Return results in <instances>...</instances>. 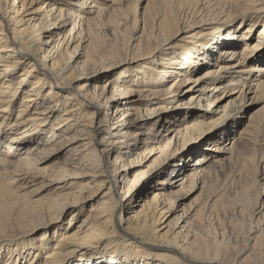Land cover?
<instances>
[{
    "label": "bare ground",
    "instance_id": "obj_1",
    "mask_svg": "<svg viewBox=\"0 0 264 264\" xmlns=\"http://www.w3.org/2000/svg\"><path fill=\"white\" fill-rule=\"evenodd\" d=\"M245 146L242 206L220 179ZM262 174L264 0H0V243L25 264H264Z\"/></svg>",
    "mask_w": 264,
    "mask_h": 264
},
{
    "label": "rangeland",
    "instance_id": "obj_2",
    "mask_svg": "<svg viewBox=\"0 0 264 264\" xmlns=\"http://www.w3.org/2000/svg\"><path fill=\"white\" fill-rule=\"evenodd\" d=\"M20 71H18V72H20ZM116 71H118V70H116ZM202 71L203 70H200L199 74ZM108 77L109 76H105L104 81L106 79H108ZM85 80L86 79L83 78L82 80H80V82L84 83ZM31 83L32 82H30V84ZM189 96L190 95H187L186 98H184V99L188 100ZM261 106H262V104L255 105V107H254V109L252 111L254 112L258 107H261ZM15 108H17V109L19 108L18 104L16 105ZM229 127H231V125L227 126V128H229ZM238 128H241V125L237 124L235 129H238ZM200 146H198V147H200ZM209 146H213V145H209ZM193 147H194V149L196 148V146H193ZM243 152H244V156H243V154H241L240 157L238 158V160L235 163H233L232 165H230L229 168L226 169V171H224L222 173L220 181H222L223 186L226 187L225 190H226L227 196L231 199V200H226V201H229V202H232V203H237V204L242 205V206H246L249 203L250 200H243V198L245 196L253 194L255 192V190H256V186H255V184L253 183V180H252L253 176L251 174L254 171V167H253V165H251L249 160H250V157L254 153H256L257 156H258V154L260 152H259V150L254 149L251 146H245ZM197 157L198 156H192L191 159L188 158V157H185V158H183V160L190 165L191 163H193V161ZM177 162H180V161H177ZM263 177H264V175L262 174L261 176H259V179L260 180L262 179V181H264ZM232 179H234L235 181L233 180V182H232ZM263 199H264V196L262 197V200ZM137 201H138V203H140V200H137ZM191 201H192L191 199L188 200L186 204H189ZM91 203H92L91 201L88 202V204L85 205L86 206L85 208L89 207L91 205ZM4 209H6V208H4V206L0 205V211L4 210ZM70 212H71V210L66 211V213H64V217H63L64 220L55 223L54 224V229H52L50 231L51 237H50L49 240H50V242L52 244L55 242L52 239L53 238V234H54V230L58 229L61 226L64 227V226L67 225V220L70 217ZM10 213H11V211H10ZM10 213H8L6 215V217H8V215ZM230 215H232V216H230ZM230 215H228V217L227 216H222V233H226L227 237L231 238L233 236V233L235 232L234 235H237L238 239L240 240V238L242 239V237H244L246 235V233H247V230H248L247 227H249L248 226L249 215H248L247 212L246 213L244 212L242 214L236 213L234 215L233 214H230ZM200 218L201 217H199V219H195L194 220V222H195L194 225L196 227V230H201V232L205 231L209 236L214 235L215 232H216V234H217V232L221 233V232H219L221 225L216 226V224H217L216 220H210V221L209 220L208 221L207 220H204V221L202 220V221H200ZM0 221H2V220L0 219ZM168 221L169 220H167V222ZM167 222L165 224H167ZM76 225H78L77 224V220L72 224L71 227H75ZM44 230L45 229L41 228L39 231H37L34 234L28 236V239L32 240V239L39 238L41 232H43ZM4 237H7V236H5L4 233H0V238H4ZM222 237H223V235H222ZM54 238H56V236ZM9 244H11V245H9ZM84 247L90 248L91 246L90 245H85ZM240 247H242V246H240ZM28 249H30V248L29 247L26 248V246H25V248H17V246L13 247L12 243H7L5 245L0 243V264H6V261L8 260V258H10V261L13 259V257L15 258V255H13L14 253H20L21 254V256H20L21 258H19V259L15 258V264H25V258H29V256H27ZM240 257H239V259H237L238 262L242 261L243 260L242 257H244V256H240ZM262 257H264V256H262ZM77 258L78 257H75L72 261L75 260L74 261V263H75ZM42 259H43V255H42V258L40 256V261H42ZM254 260H256V258H254L253 261ZM38 263H36V264H38Z\"/></svg>",
    "mask_w": 264,
    "mask_h": 264
}]
</instances>
